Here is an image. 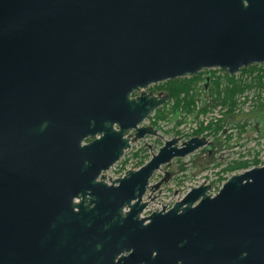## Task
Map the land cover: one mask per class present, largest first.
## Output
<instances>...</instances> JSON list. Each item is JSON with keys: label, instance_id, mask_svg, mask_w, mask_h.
Here are the masks:
<instances>
[{"label": "water", "instance_id": "1", "mask_svg": "<svg viewBox=\"0 0 264 264\" xmlns=\"http://www.w3.org/2000/svg\"><path fill=\"white\" fill-rule=\"evenodd\" d=\"M253 63L264 0H0V264H264V164L147 215L154 172L204 136L104 174L161 137L142 122L168 94L149 85Z\"/></svg>", "mask_w": 264, "mask_h": 264}, {"label": "rangeland", "instance_id": "2", "mask_svg": "<svg viewBox=\"0 0 264 264\" xmlns=\"http://www.w3.org/2000/svg\"><path fill=\"white\" fill-rule=\"evenodd\" d=\"M214 70L217 74V68L210 69ZM246 74V73H244ZM187 77V76H186ZM199 81L195 84V93L197 94L194 98L193 105H195L194 111H187L189 105L185 108L177 110L169 119H161L156 116V113L153 111L149 114V116L144 120V124L150 125L157 130V132L161 135V137L146 135L141 139H137L131 143V146L125 150L123 156L116 161L110 168L104 171L105 177H118L121 176L124 171L128 168H137L138 159L144 155L145 162L150 158L153 152H156L158 148L163 144L164 140L169 139L172 136L179 137L180 140L187 139L193 135H195V131L202 129V132L196 135H202L204 137L211 136L216 141L217 145H221L222 141L216 139L215 133L218 132L220 128L216 130H211L210 126L207 127L210 123L204 124L201 117H203L204 113L200 116V109L202 107H208L210 103H215L213 101V96L210 98V95L207 92H204V89L200 87ZM169 100V97L167 98ZM166 100V101H167ZM165 101V102H166ZM164 102V104H165ZM255 110L250 112H245L239 117L229 118L230 121L237 118L238 121L237 131L247 132V136L253 135L252 124H255L256 129H260L264 123V109L254 108ZM187 111V112H186ZM197 111L199 114L197 116ZM225 117H228L226 113H220ZM220 118L226 120V118ZM182 120L185 118V123L178 124V120ZM229 124V120H227L224 124ZM240 123V124H239ZM182 125V126H181ZM195 126V127H194ZM252 133V135L250 134ZM215 143V142H214ZM218 146V147H219ZM144 149V150H143ZM134 152H138L140 156L134 157L132 154ZM219 152V151H218ZM208 154L207 152H201L199 149L193 151L192 153L186 155L182 158H174L168 164L162 165L160 169L156 170L153 176L150 179V183H155L158 181H162L158 190L153 192H149L147 190L146 194L154 196V199L148 202L147 210L143 215H147L151 210L160 209L167 202H174L176 199L181 197L182 190L186 189L191 184L197 182L201 177L206 176L207 178L220 176L219 174L222 171V166L224 157L219 156V153L214 156ZM210 192L213 190L210 189ZM146 199V197H144Z\"/></svg>", "mask_w": 264, "mask_h": 264}, {"label": "trees", "instance_id": "3", "mask_svg": "<svg viewBox=\"0 0 264 264\" xmlns=\"http://www.w3.org/2000/svg\"><path fill=\"white\" fill-rule=\"evenodd\" d=\"M217 74L214 70L203 69L196 75L179 77L174 80H165L160 83V87L164 93L168 94L169 100L165 104L161 105L154 112L156 116L161 119H169L177 110L185 108L189 104L187 111H194L195 105H193L194 98L197 95L195 93V84L197 81L201 82L200 87L204 89L209 95L213 96V101L208 107H202L199 112L206 113L208 110L219 105V111L232 116V114H238L242 112L245 102H249L250 107L248 111L252 112L254 108L264 109V63H253L247 67H243L239 70V74H229L226 72H220ZM246 73V74H244ZM208 78V80H206ZM186 111V112H187ZM197 111L196 115L199 114ZM237 112V113H236ZM200 113V114H201ZM178 120L177 123L184 121ZM207 126L211 130L218 128V122L209 121ZM236 126L238 124H235ZM202 132V129L195 131V135ZM144 150V149H143ZM138 152H134L132 156L138 157ZM145 162L144 155L138 159V165L140 166ZM224 170L239 168L240 162L226 161Z\"/></svg>", "mask_w": 264, "mask_h": 264}, {"label": "built area", "instance_id": "4", "mask_svg": "<svg viewBox=\"0 0 264 264\" xmlns=\"http://www.w3.org/2000/svg\"><path fill=\"white\" fill-rule=\"evenodd\" d=\"M214 69V68H213ZM221 72L220 69L217 68ZM223 72V71H222ZM239 74V71L235 72L234 75ZM264 97V93L262 95ZM210 98L212 96L210 95ZM246 104L243 105L242 112L238 114H232L233 117H237L238 115H241L245 112H248L249 102H245ZM212 103H210L211 105ZM219 105L212 107V109L208 110L206 113H204L203 117H201V120H203L204 124L208 123L210 120L213 122H220V130L216 132L215 130V135L216 139L221 140L222 143L221 145H217L216 141L214 138L209 136L207 141L209 142V149L208 150H202L199 148L201 152H207L208 154L216 156L219 153V156L224 157V162L222 166H226V161H236L240 162L241 166L239 168H235L233 170L230 169H225L224 167L222 168L221 173L219 174L220 176H214L207 178L206 176L201 177L197 182L194 184H191L188 186L186 189L182 190L181 197L193 186H197L201 183H207L210 185V189L213 191L210 193H215L218 188L222 185V183L231 175L234 173H240L243 172L244 170H247L253 166H260L264 164V123L260 129H256L255 124L251 121L250 123L252 124V130H253V135L247 136V132H242V131H237L239 127H237L235 124H238V121L241 120L240 123H242V119L239 117V119L235 118L233 121H230L229 118H232V116L225 117L220 114L222 112L219 111ZM237 113V112H236ZM203 113L200 114V116ZM226 118V120L220 119V118ZM227 120H229V124H224ZM185 123V122H180V124ZM210 123V122H209ZM239 123V124H240ZM179 124V123H178ZM183 125V124H182ZM181 125V126H182ZM195 127V126H194ZM215 142V143H214ZM219 146V147H218ZM219 151V152H218ZM179 197V198H181ZM178 198V199H179ZM177 200V199H176ZM173 203L172 202H167L164 206L166 208H169ZM147 208H145L142 212V215L146 212ZM152 211V210H151ZM150 211V212H151ZM149 212V213H150ZM148 213V214H149Z\"/></svg>", "mask_w": 264, "mask_h": 264}, {"label": "flooded vegetation", "instance_id": "5", "mask_svg": "<svg viewBox=\"0 0 264 264\" xmlns=\"http://www.w3.org/2000/svg\"><path fill=\"white\" fill-rule=\"evenodd\" d=\"M160 83L161 82H157V83H153V84H151V85H149V87L148 88H146V91L147 92H152L153 94H159V93H164L163 92V90L161 89V87H160ZM138 95V92L137 91H134V92H132L131 94H130V97L132 98V97H135V96H137ZM164 104V103H163ZM162 104V105H163ZM160 107V106H159ZM159 107H157V108H159ZM156 108V109H157ZM155 109V110H156ZM155 110H153V111H155ZM152 111V112H153ZM142 124L143 125H147V124H144V121L142 122ZM115 126V125H114ZM150 126V125H149ZM116 127V126H115ZM155 129V128H154ZM128 134H130L131 136L133 135V133H134V131L133 130H129L128 132H127ZM201 136V135H200ZM145 137V136H144ZM95 137H93V136H89V137H85V138H83V140H81V144H85V143H88V142H90V141H92L93 139H94ZM181 141V140H180ZM132 143V142H131ZM48 144L49 145H51V140H50V136H49V140H48ZM131 146V145H130ZM22 150L23 149H21V148H19V149H17L16 150V152L20 155L21 154V152H22ZM26 164H27V160L25 159V158H23L22 159V161H21V167H22V170H21V173H19V176H23L24 174H25V170H26Z\"/></svg>", "mask_w": 264, "mask_h": 264}]
</instances>
